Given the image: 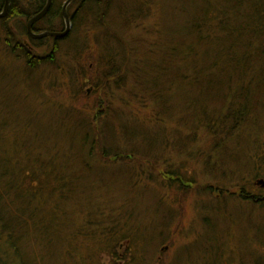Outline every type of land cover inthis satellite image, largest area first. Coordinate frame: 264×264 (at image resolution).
Returning a JSON list of instances; mask_svg holds the SVG:
<instances>
[{
  "label": "trees",
  "instance_id": "1",
  "mask_svg": "<svg viewBox=\"0 0 264 264\" xmlns=\"http://www.w3.org/2000/svg\"><path fill=\"white\" fill-rule=\"evenodd\" d=\"M20 1L26 7L10 0L11 9L7 17L0 20V31L7 34L9 41H6H15L14 52L21 51L35 73L36 59L37 64L44 59L33 56L34 52L27 48L23 40L20 41L22 36L27 38L35 51L42 50L47 43L51 44L45 59L53 63L60 42L70 40L72 30L79 24L76 22L82 19L80 12L92 11L95 4L88 7L91 0L74 1L68 6L79 2L69 16L71 34L63 38L45 37L35 41L29 38L26 24L28 19L43 10L47 0ZM65 1L52 0L48 13L36 27L32 26V31L63 32L62 6ZM204 3V8L188 15L184 48L182 46V50L169 54L161 65H146L141 87L149 84L145 79L146 73L151 79L155 76L163 79L164 89L181 99L178 102L184 104V113L188 114L192 123L206 130L216 144L222 143V149L217 147L218 144L215 146L214 149L220 153L215 154L214 159L210 157L207 170L212 172L222 167L219 172L224 179L218 186L202 187V191L216 193L219 196L216 198L227 200L232 195L226 190L230 186L227 183L229 181L236 185V181L229 179L230 174L223 165L231 163L237 166L238 171L255 167V178L264 171V159L260 160L262 149L255 141V125L261 117L258 109L264 107V0H227L228 7H217L207 1ZM96 5L98 7L100 4ZM3 6L4 0H0V9ZM107 6H110L109 3L104 11ZM15 19L25 22L18 23L21 28L18 26L17 31L21 36L12 35L9 27L3 25ZM50 39L52 42H49ZM70 46L74 52L78 51L72 40ZM104 48L107 53L111 49L107 46ZM165 63H168V67ZM101 66L108 70L102 73L98 68L95 75L85 67L78 68L80 72L76 74V70L74 73L66 66L64 75L67 78L71 76L68 79L69 85H72L73 93L70 91V95L73 100L79 99L82 94L87 98L85 86L91 88L92 96L102 93L107 81L113 77L115 69L111 67L115 66L111 59L106 64L104 58L98 63V67ZM0 70L4 71L2 68ZM10 83L14 85L12 80ZM53 83L58 87L55 80ZM78 83L81 85L77 86ZM153 89L144 88L141 92L152 102H161V99L166 102L164 92V98H161L160 92ZM4 98L5 90H0L1 107ZM94 103L97 107L98 99ZM67 110L63 113L54 108L49 116L36 108L31 117L20 120L8 117L7 112L0 109V264H107L106 259L110 261L109 264H147L150 249L163 243L162 239L155 237L158 235L152 233L158 229H153V225L150 228L137 226L131 213L124 215L120 209H113L112 200L106 195L110 186L106 184L104 176H100L111 173L113 170L108 168L121 161L123 164L132 161L133 167L138 166V147L133 150L130 144L145 138L141 136L142 139H135L136 135L133 134L132 139L122 140L120 132L127 129L117 125L111 127L110 121L100 110L84 118L80 115V108ZM135 125L133 119L130 126L137 129ZM199 128L192 130V138ZM158 143L161 146V142H156L157 146ZM145 161L150 163L151 170H156L157 163ZM125 167L127 170L134 169L129 165ZM170 174L178 179L165 180L166 185L169 183L168 189H172L171 184L177 185V192L181 196L194 189V178ZM114 182L118 188L122 186L121 180ZM236 196L240 202L256 209L264 205V195L254 196L239 186ZM216 206L212 203L204 208V230L197 234L198 239L195 246H191L192 250H183L182 260H178V263L264 264V257H261L264 253L257 256V250H232L235 242L232 235L239 233L240 229L242 231L243 226L235 231L233 229V232H228L233 225L221 227L218 215L209 213ZM215 209L228 218L225 207ZM115 212L117 216L111 220ZM120 215H124L121 221L118 219ZM251 216L254 215L242 217L248 220L246 226L252 233L249 242L257 241L255 244L264 250V226L255 223ZM259 217L264 218L262 211ZM160 229L161 226L158 233L162 234L164 230ZM223 234H226L225 239Z\"/></svg>",
  "mask_w": 264,
  "mask_h": 264
},
{
  "label": "rangeland",
  "instance_id": "2",
  "mask_svg": "<svg viewBox=\"0 0 264 264\" xmlns=\"http://www.w3.org/2000/svg\"><path fill=\"white\" fill-rule=\"evenodd\" d=\"M206 1L217 7L223 5L228 7L227 0H91L87 6L95 3L92 6L93 10L80 12L82 19L76 22L79 24L74 31L71 29L70 40L60 42V48L53 56V63L45 59L51 50V44L47 43L42 50L34 51L27 38L22 36L20 41L26 40L27 48L34 52L33 56L44 59L38 64L36 59V73L32 66L27 64L21 51L14 52L15 41L8 42L5 31H0V68L4 70H0V90L2 92L5 90V98L0 109L7 112L8 117L20 120L29 118L36 108L49 116L53 114L54 108L60 109L63 113L71 107L74 110L80 108L82 111L80 115L83 118L100 110L101 114L108 118V122L110 121L111 127L117 125L127 129L120 132L122 140L132 139L133 134L136 135L135 139L141 136L145 138L136 143L132 141L130 144L133 145L131 146L133 150L138 147V156H140L136 159L139 160L138 166L133 167L132 161H128L127 164L121 161L108 168L113 170L111 173L100 176L102 178L104 176L106 184L110 186L106 195L112 200L115 207L113 209H120L124 215L131 213L132 220L137 226L150 228L149 226L153 225V229L158 230L161 226L160 230H164L162 234L158 233V230L152 231L158 235L155 237L162 239L163 243L150 249L149 255L147 254V264H179L178 260H182L183 250L188 249L187 252L192 250L191 246H195L198 239L197 234L204 230L202 224L204 208H208L212 203L214 206L219 204L218 206L225 207V211L229 214L228 218L231 222L227 216H221L220 211H215L218 206L209 211L211 215H218L217 219L220 220L221 227L229 228L228 225H233L228 231L233 232V229L235 231L240 228L239 226H243L239 233L235 232L233 235L230 233L235 240L233 243L235 247L232 246V250L236 251L239 248L241 252L248 249L253 252L257 250V256L264 253V250L255 244L257 241L249 242L252 233L250 234L246 226L248 220L242 219L254 215L251 216L252 219L254 218L253 221L264 226V218L259 217L261 211L264 213V205H259L260 207L256 209L245 202H240L236 196L237 186L245 188L254 196L264 195V191H261L264 188L261 186V182L264 183V171L255 178L257 173L255 167L238 171L235 168L237 166L234 167L231 163L223 165L230 174L229 179L236 181L237 186L229 181L227 183V186H230L226 190L232 195L226 200V198H216L219 197L216 193H203L202 187L218 186V183L224 179L220 176L221 171L219 172L222 167L212 172L207 170L210 157L214 159V155L220 153L214 149L215 146L218 144L217 147L222 149V143L216 144L206 130L192 123V119L186 112L184 113V104L178 102L181 99L170 95L169 91L164 89L163 79L156 76L151 79L147 76L149 73H146L145 79L149 84L144 88L153 87V90L160 92L161 98L164 92L166 102H162V99L161 102H152V99L146 98L141 92L144 89L141 86L146 65H161V62L168 59L169 54L182 50V46L184 48V43L187 42L188 15L199 8H204ZM14 2L26 7L20 0ZM97 3L100 4L98 7ZM108 3L110 6L104 11ZM78 4L79 2H76L67 8L68 16L74 12ZM206 6L209 7L207 4ZM95 8L100 11H95ZM19 22L25 23L23 19H15L3 25L9 27L12 35L21 36L17 31ZM62 28H65L63 18ZM71 30L66 36L71 34ZM71 40L77 45V52H74L73 47L70 46ZM49 42H52V39ZM104 46L111 48L108 53ZM80 47L82 49L79 51ZM102 58L105 59L106 64L111 59L115 66L111 67L115 69L113 77L107 81L102 93L99 96H92L91 88L85 86L84 92L88 95L87 98L82 94V97L73 100L70 95V91L73 93L72 85H69L70 79H68L71 76L67 78L64 75L66 66L74 73L76 70V74L80 72L78 68L85 67L95 75L98 68L102 73L108 70V68L104 70L102 66L98 67ZM165 65L168 67V63ZM53 80L58 83V87ZM79 85L81 84L78 83L77 86ZM97 99L98 105L95 107L94 102ZM263 108L258 109L261 117L255 125L257 132L255 141L262 149L260 160L264 159ZM133 119L138 130L130 126ZM194 128H199V132L192 138L190 134ZM156 142H161V146L160 143L157 146ZM236 155L241 156L240 153ZM146 159L157 163L156 170H151L150 163L145 161ZM128 165L134 169L127 170L125 166ZM170 173L180 176L184 174L188 179L194 178L196 181L193 185L194 189H190L182 196L177 192V185L171 184L172 189H168L169 183L166 185L165 180L169 182L178 179ZM118 179L122 181L120 188L114 182ZM257 211H259L258 215ZM124 215H120L118 219L123 220ZM116 216L117 212L110 219ZM225 237L226 234H223L224 239ZM105 261L108 262L107 264L110 263L107 259ZM229 264L237 263L229 262Z\"/></svg>",
  "mask_w": 264,
  "mask_h": 264
},
{
  "label": "water",
  "instance_id": "3",
  "mask_svg": "<svg viewBox=\"0 0 264 264\" xmlns=\"http://www.w3.org/2000/svg\"><path fill=\"white\" fill-rule=\"evenodd\" d=\"M8 1L9 0H5V6L3 8V11L2 13H0V18L4 17L6 12H7V9H8ZM74 1L76 0H66L62 6V17L64 19V23H65V28H64V31L63 32H60V33H51V32H42V33H34L32 31V26L35 22L41 20L49 11L51 5H52V0H47L46 1V5L45 7L43 8V10L33 16L28 22H27V26H26V29H27V34L30 38L32 39H41V38H45V37H53V38H63L65 37L71 30L72 28V25H71V22H70V18L67 14V8L68 6L73 3ZM261 186H264V183L261 182Z\"/></svg>",
  "mask_w": 264,
  "mask_h": 264
},
{
  "label": "flooded vegetation",
  "instance_id": "4",
  "mask_svg": "<svg viewBox=\"0 0 264 264\" xmlns=\"http://www.w3.org/2000/svg\"><path fill=\"white\" fill-rule=\"evenodd\" d=\"M4 6H5V0H4ZM4 6L2 7V9H0V13H2ZM10 9H11V6H10V0H9V1H8V9H7V12H6V14H5L4 17L0 18V20H1V19H4L5 17H7V15H8V13H9ZM45 16H46V15H45ZM45 16H44V17H45ZM44 17H43V18H44ZM31 18H32V17H31ZM31 18H30V19H31ZM43 18H42L41 20H43ZM30 19H28V21H29ZM41 20L35 22V23L33 24V26L36 27V24L39 23ZM28 21H27V22H28ZM26 26H27V24H26ZM35 31H36V28H35ZM35 40H36V39H35ZM23 42H24L25 45H27L26 40H23ZM34 51H35V49H34Z\"/></svg>",
  "mask_w": 264,
  "mask_h": 264
}]
</instances>
